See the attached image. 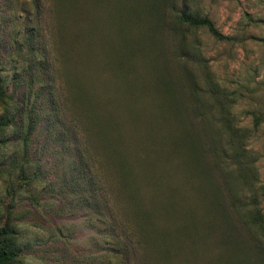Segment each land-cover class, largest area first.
<instances>
[{"label":"rangeland","instance_id":"obj_1","mask_svg":"<svg viewBox=\"0 0 264 264\" xmlns=\"http://www.w3.org/2000/svg\"><path fill=\"white\" fill-rule=\"evenodd\" d=\"M0 85L14 264H264V0H0Z\"/></svg>","mask_w":264,"mask_h":264},{"label":"trees","instance_id":"obj_2","mask_svg":"<svg viewBox=\"0 0 264 264\" xmlns=\"http://www.w3.org/2000/svg\"><path fill=\"white\" fill-rule=\"evenodd\" d=\"M156 1L153 2L152 9L156 5ZM178 20L181 24H188L190 26L194 27H206L208 30L217 38L224 39V35L216 28L215 24L212 20H210L208 17H199L197 15L188 14L185 12H181L178 14ZM129 45V44H128ZM9 99L8 93L3 89V87L0 85V101L6 102ZM12 123L11 118L3 117L0 118V129L5 128L9 124ZM184 132V136L187 137V145L190 147L192 152H197V145L201 144V141L197 135H190L189 132ZM197 144V145H196ZM115 154L118 156H115V158L119 159V165H120V171L125 177V179H129L131 176V170H130V163L124 154L121 153V151H118L116 149H111ZM137 152V151H136ZM199 160H196V163H198ZM215 193L214 195L219 196V191L217 188H214ZM221 202V199H220ZM221 206V203L218 205ZM17 248L15 247V242L13 239L9 238V227L8 226H2L0 228V264H14L17 259ZM119 249L118 247H111V259L112 261L110 264H119L120 261V255H119Z\"/></svg>","mask_w":264,"mask_h":264}]
</instances>
